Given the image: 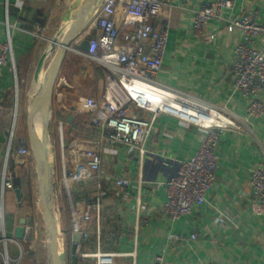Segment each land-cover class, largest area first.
I'll return each mask as SVG.
<instances>
[{
    "label": "crops",
    "instance_id": "1",
    "mask_svg": "<svg viewBox=\"0 0 264 264\" xmlns=\"http://www.w3.org/2000/svg\"><path fill=\"white\" fill-rule=\"evenodd\" d=\"M75 1L0 0V40L7 39L10 33L14 48V61L9 58L0 67V229L18 242L8 243L9 264H17L20 253L21 264H51L28 116L34 93L41 84L35 79L37 64L51 40L63 30L61 41L66 33L64 28L74 18ZM208 1L213 0H168L165 14L153 19L157 31L166 21L170 23L157 81L201 101L226 105L243 116L250 97L235 90L232 74L234 48L243 40V34L236 29L229 31L225 20H212L204 27L203 35L197 34L196 12ZM234 1L233 9L224 10L225 17L253 12L256 20L264 24V0ZM94 11L66 53L48 112L49 141L56 166L51 193L57 217L66 230L61 240L65 238L70 249L74 232L70 203L58 182L62 173L61 136L67 152L77 137L95 138L100 130L90 123L89 113L83 111L84 98L123 94L113 79L118 77L84 55L79 48L81 42L76 40L91 26ZM39 26L41 38L29 33ZM263 45L264 36L253 44L257 48ZM48 65L45 64L44 72ZM260 100L264 103V90ZM135 111L142 117L150 116L146 110ZM250 120L249 131L226 130L221 134L216 148V181L208 191L207 202L177 221L164 212L166 181L175 173L179 161L195 154L206 130L162 113L144 145L145 156L138 150L129 152L124 144H107L102 179L94 177L78 183L71 191L77 201L102 196L100 213L93 212L91 248L96 250L99 239L102 250L125 253L116 257V264H152L159 254L164 256L165 264H206L211 260L219 264H264V216L252 212L250 182L252 170L264 164V116ZM22 148H28L30 155L21 154ZM118 178L126 185L118 186ZM19 233L22 239L18 238ZM4 248L1 243L0 251ZM70 249L67 264H71ZM0 264H5L3 256ZM77 264L82 263L78 260Z\"/></svg>",
    "mask_w": 264,
    "mask_h": 264
},
{
    "label": "built area",
    "instance_id": "2",
    "mask_svg": "<svg viewBox=\"0 0 264 264\" xmlns=\"http://www.w3.org/2000/svg\"><path fill=\"white\" fill-rule=\"evenodd\" d=\"M168 0H102L94 11L89 29L77 38L80 43L88 39V50L84 55L98 61L118 78L115 82L122 88L121 97L106 96L102 99L86 97L83 111L89 113L90 123L99 128L95 138L77 137L72 148L64 150L61 136L62 173L58 180L60 188L66 190L71 210L72 229L81 232V242L77 244L78 260L87 264H116V257L126 255L114 251L102 250L99 244L96 250L91 248L93 212L99 214L103 205L102 196L94 200H74L71 194L74 185L92 178L102 179L104 174V150L107 144H124L129 152L138 150L145 156V143L152 131L154 122L162 113L170 114L206 130L195 154L187 160L177 163L175 173L166 181L167 200L164 212L172 221L190 215L197 205L208 200V191L216 181L218 155L216 148L221 134L226 130L244 133L251 130V118L264 116V103L260 94L264 90V45L253 46L255 40L264 36V24L256 20L253 12L239 17H225L226 9H233L234 0H213L205 2L196 12L194 30L203 35L204 27L212 20H225L227 29L239 30L243 40L234 48L232 74L234 88L244 96L250 97L245 115H239L226 105H216L185 96L182 92L160 84L157 76L163 67L164 55L170 37V23L166 21L161 30H155L153 19L164 15ZM42 27L29 32L42 37ZM11 58L14 61V48L11 34L0 40V67ZM117 80V81H116ZM156 89L167 90L173 95L161 96L170 103L181 105L154 108L153 102L145 100L148 93ZM157 94V93H156ZM150 113L149 117L140 116L135 109ZM189 109L196 114L188 112ZM21 154L30 155L28 148H22ZM55 165L53 171L55 169ZM5 180L8 179L6 173ZM252 185L251 209L253 214L264 216V164H258L251 173ZM118 186L126 185L122 178L116 180ZM99 223V218L97 219ZM222 219L219 218L218 222ZM145 222V220H144ZM0 244L3 243L5 264L10 263L8 243L17 242L0 229ZM99 233V231H98ZM99 238V236H98ZM20 253L17 264H21ZM152 264H165L164 256L156 255ZM206 264H219L211 260Z\"/></svg>",
    "mask_w": 264,
    "mask_h": 264
},
{
    "label": "water",
    "instance_id": "3",
    "mask_svg": "<svg viewBox=\"0 0 264 264\" xmlns=\"http://www.w3.org/2000/svg\"><path fill=\"white\" fill-rule=\"evenodd\" d=\"M102 0H87L82 7V16L80 17V7L74 12L73 21L67 32L59 41L62 31L51 40V45L41 56L35 71V79L39 80L44 70L46 60L50 52L55 51V54L44 72V78L39 89L34 94L31 102V107L28 116V128L30 142L34 156L38 166V176L41 191V204L44 212V218L48 227L49 241V257L51 264H67V253L61 249L60 234H64L66 230L60 227L58 217L56 215L55 200L51 193L52 174L54 168V157L52 146L49 141L48 134V112L49 104L52 97L53 88L58 77L62 62L66 56L72 41L77 37L87 17L100 5ZM82 5V0H76ZM88 39L81 41L79 48L81 51L88 50ZM42 116V132L38 131V118ZM18 238L22 239L23 235L18 234ZM81 242V232H73L72 243L70 249L71 264H77L78 255L76 252L77 244Z\"/></svg>",
    "mask_w": 264,
    "mask_h": 264
},
{
    "label": "bare ground",
    "instance_id": "4",
    "mask_svg": "<svg viewBox=\"0 0 264 264\" xmlns=\"http://www.w3.org/2000/svg\"><path fill=\"white\" fill-rule=\"evenodd\" d=\"M86 1L87 0H82V5L81 4L80 5H77V7L74 9V11L76 12V11H78V6H81L80 7V10H79L80 11V17L83 15L82 14L83 13L82 12V7L86 3ZM71 24H72V22H71V20H69L68 25L64 28V30L66 32L69 29V27L71 26ZM71 48L72 47L70 46L69 49H71ZM43 78H44V70H43V72H42V74L40 76L39 81L42 82ZM156 91H157L156 92L157 94L155 93V91H153L152 93H148L147 97H145V100H150V101L153 102V107L154 108H159V107H163V108L164 107H167V108H169L170 106H174V107L179 108L180 110H182L181 109V105H178L177 103H174V102L170 103L169 100H165V99L161 98V96L173 95V93H171V92H169L167 90H164V89H156ZM185 96H187V95H185ZM188 112L191 113V114H196L195 111L192 110V109H189ZM38 119L39 120H38L37 128H38V131L41 134V132H42V125H43L42 116H40Z\"/></svg>",
    "mask_w": 264,
    "mask_h": 264
},
{
    "label": "rangeland",
    "instance_id": "5",
    "mask_svg": "<svg viewBox=\"0 0 264 264\" xmlns=\"http://www.w3.org/2000/svg\"><path fill=\"white\" fill-rule=\"evenodd\" d=\"M77 5H80L78 2H76L75 1V3L73 4V11H74V9L77 7ZM40 39V38H39ZM60 40V39H59ZM47 41V40H46ZM45 41V42H46ZM54 54H55V51H52V52H50V54H49V56H48V58H47V63H46V65L48 64V63H50V61L52 60V58H53V56H54ZM51 55V56H50ZM28 84V87H29V85H30V82H28L27 83ZM58 147H59V145H58ZM53 150V149H52ZM53 157H54V160H55V154L53 155ZM54 165H55V163H54ZM57 215V214H56ZM58 221H59V223H60V227L62 228V226H61V220H60V217L58 216ZM63 235L64 234H60V238L61 237H63ZM69 243V242H68ZM46 246L48 247L49 246V241L46 239ZM61 249H62V251H65L66 253H68V251H69V249H70V247L68 246V244H67V242H66V240H65V238H63V240H61ZM94 261L93 260H90L87 264H94L93 263Z\"/></svg>",
    "mask_w": 264,
    "mask_h": 264
}]
</instances>
